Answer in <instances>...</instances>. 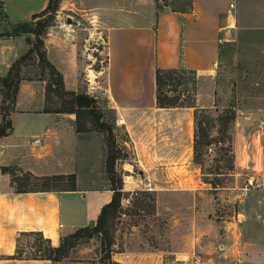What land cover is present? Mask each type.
Here are the masks:
<instances>
[{
  "label": "crops",
  "instance_id": "obj_1",
  "mask_svg": "<svg viewBox=\"0 0 264 264\" xmlns=\"http://www.w3.org/2000/svg\"><path fill=\"white\" fill-rule=\"evenodd\" d=\"M48 3L0 0V77L28 52L34 39L32 33L2 34L5 20L30 21ZM180 8H159L158 0H61L58 25L44 38L47 59L62 73L67 91L84 93L81 75L94 71L101 121L126 131L135 165L150 175L192 159L195 108L209 109L215 103L220 46L235 42L242 51L264 54V0H192L191 10L180 12ZM63 14L91 18L94 29L100 30L93 36L97 42L91 46L93 32L82 36L79 29L65 27L59 21ZM101 39L107 62L90 69ZM157 68L195 71L196 107L158 106ZM46 87V80L22 81L10 115L12 131L0 137V264H62L14 258L20 233L40 231L59 246L65 233L95 223L114 195L103 177L98 133L78 131L76 113L44 111ZM4 167L17 175H75L76 187L18 192ZM258 190L262 211L256 242L243 241L241 250L218 252L227 249L224 238H218L215 246L206 238L194 249L180 252L182 259L173 258L174 264H264V188L246 196ZM245 218L240 209L238 221ZM125 256L130 257L125 254L119 260L129 264Z\"/></svg>",
  "mask_w": 264,
  "mask_h": 264
},
{
  "label": "rangeland",
  "instance_id": "obj_2",
  "mask_svg": "<svg viewBox=\"0 0 264 264\" xmlns=\"http://www.w3.org/2000/svg\"><path fill=\"white\" fill-rule=\"evenodd\" d=\"M188 1L158 0V5L159 8L168 5L179 8ZM57 15L58 11L43 32V39L53 26L58 25ZM68 17L74 23H68L66 14L59 21L71 31L79 29L82 36L84 32L89 35L93 32L91 46L97 42L93 36L96 32L100 33V30L94 29L91 18L84 19L76 15ZM42 19H47V16ZM18 22L21 21L5 20L2 34L16 33L14 29ZM87 27L93 30L85 29ZM33 37L30 48L36 42L34 34ZM104 45L100 40V50L96 52L90 69H98L106 64V56L102 52ZM42 72L43 68L36 55L30 56L22 65L25 78H34ZM88 73L91 78L95 76L94 71H86L81 75L82 85L86 87L84 93L88 89ZM44 75L48 81L53 80L49 69L44 70ZM189 81H170L166 87L169 95L179 104L189 103L195 95V90L187 88ZM215 81V103L198 116L196 130L200 162H196L193 154L190 161L183 160L179 165L174 163L159 173L150 175L139 171L134 161L133 145L126 131L114 130V125L108 124L112 129V142L111 134L108 130H100L92 115L86 113L83 116L88 120L87 123L82 121V126L99 136L103 155L101 160L104 162L103 177L108 186L114 184L124 190L121 192L119 207L107 217L105 233L82 234L73 238L62 254V259L56 262L124 264L119 258L129 254L130 257L125 256L129 264H174L173 258L182 259L180 252L194 249L206 238L208 242H214V246L218 238H224L227 249L218 252L241 250L245 247L243 241L252 243L258 240L262 193L258 190L246 194L250 190L264 188V54L242 51L235 42L224 44ZM52 99L62 101L56 95ZM11 107V100L0 94V127L5 124L4 116ZM233 112L236 113V119L229 121ZM105 114L110 121L111 114L107 111ZM206 136L208 138L200 145L202 137L204 139ZM112 153L118 158L114 171L109 172L107 156ZM140 178L151 187L133 190L129 188L134 185L126 183L125 188V179L127 182V179ZM17 179L14 183L16 189H63L71 185L69 179L43 180L26 173L17 176ZM240 209L246 216L243 221H238ZM96 224L97 221L90 226ZM75 231L65 233L63 237ZM40 240L42 238L37 234L23 235L20 239V252L31 256L42 253L33 247ZM44 246L47 244L44 243Z\"/></svg>",
  "mask_w": 264,
  "mask_h": 264
},
{
  "label": "trees",
  "instance_id": "obj_3",
  "mask_svg": "<svg viewBox=\"0 0 264 264\" xmlns=\"http://www.w3.org/2000/svg\"><path fill=\"white\" fill-rule=\"evenodd\" d=\"M61 0H49L48 6L45 10H43L39 14H35L33 16L32 21H21L18 22V25L15 26L14 31L16 33H32L36 36V42L33 46L28 50L26 54L21 56L18 60H16L8 74L6 76L0 77V94L3 98H8L11 100L12 107L9 109L6 115L4 116L5 124L0 127V137L8 135L12 131V120H11V113L15 110V104L17 101V95L19 93L21 82L25 79H42L47 81L46 87V107L44 111L46 112H68V113H76V126L78 131L82 130H89L82 126V121L87 122L88 119L83 117L86 113L92 115L93 120L96 121L97 126L100 130H108L111 134V141H113V134L111 127L104 121H101L103 114L100 110L96 107V99L87 95L86 93H75L70 92L65 89L64 85V78L62 73L47 59L46 49H45V42L44 39L41 37L43 32L49 26V23L55 18L57 11L59 10V4ZM192 9V0H189L186 5H183L178 11L180 12H187ZM47 16V19H42L43 17ZM38 20V21H35ZM223 47L220 46V55H222ZM36 55L41 67L43 68L42 74L35 76L34 78H25L22 75V65L30 56ZM49 69L50 75L53 80L48 81L46 75H44V70ZM189 74V75H187ZM187 79L190 81L187 83V88L190 91L195 90V80H196V72L193 70L188 69H164V68H157L156 70V98L158 106L160 107H176L180 105H184L183 103L179 104V102L172 98L168 90L166 89L167 85L170 81H177L183 82ZM58 96L62 101H54L52 98L53 96ZM64 97H68L69 99H63ZM188 104V106L196 107L195 105V95L193 96L192 100ZM204 110H209L206 108H195L194 119H195V135H194V155L196 162H200L201 153H198L199 147V137L196 130L198 127V116L200 113L204 112ZM236 119V113L233 112L232 116L228 119L229 121H233ZM220 118V122H221ZM206 136L204 139L200 141V145L205 142L207 139ZM211 143H209L210 145ZM200 156V157H199ZM118 156L115 154H109L107 156V168L109 172L114 171L115 161L117 160ZM3 171H10L9 168L4 167ZM12 172V171H10ZM12 174V173H11ZM24 174V173H23ZM30 177L36 179H43V180H63L69 179L71 181V185L68 188H63V190H73L76 187V177L75 175H54V176H47V177H37L32 174L26 173ZM12 182L13 184L17 182V176L20 175H13L12 174ZM39 190H58L55 188H46V189H17L18 192H26V191H39ZM112 190L114 191V195L112 200L105 204L102 207V210L98 216L97 224L95 226H86L77 229L73 234L69 236L62 237L61 243L59 246H54L50 239L44 237L43 233L40 231H28L20 233V237L18 238L17 250L14 258L20 259H50L52 261H60L62 259V254L66 251L67 247L72 242L73 238L79 237L82 234L92 235L94 233H105V225L107 222V217L120 205L121 201V187H117L113 184ZM28 234H37L40 235L42 240L37 241L34 243L37 252H42L40 254L36 253L35 255L31 256L26 253L20 252V239L23 235ZM44 243L47 246H44Z\"/></svg>",
  "mask_w": 264,
  "mask_h": 264
},
{
  "label": "built area",
  "instance_id": "obj_4",
  "mask_svg": "<svg viewBox=\"0 0 264 264\" xmlns=\"http://www.w3.org/2000/svg\"><path fill=\"white\" fill-rule=\"evenodd\" d=\"M233 6H234V4H231V7H233ZM90 76H91L90 73H88L87 80H88L89 84H88V89L86 91V94L91 96V97H97L98 90H99V86L97 85V83L95 81L97 79V77H96V75L94 77H92V78ZM130 177H132V176H128L127 178H130ZM126 183L133 184L134 187L129 188V189H133V190H135L137 188H139V189H141V188L147 189L148 187H151V186L148 185L147 182L144 181L143 178H140V179H127V182H126V179H125V188H126ZM122 190H124V189H121V191Z\"/></svg>",
  "mask_w": 264,
  "mask_h": 264
},
{
  "label": "water",
  "instance_id": "obj_5",
  "mask_svg": "<svg viewBox=\"0 0 264 264\" xmlns=\"http://www.w3.org/2000/svg\"><path fill=\"white\" fill-rule=\"evenodd\" d=\"M67 20H68V23H74V21H72V18L71 17H67ZM75 24H78V23H75ZM93 224H94V222L92 221L90 223V225H93Z\"/></svg>",
  "mask_w": 264,
  "mask_h": 264
}]
</instances>
